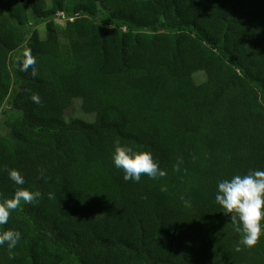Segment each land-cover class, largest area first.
I'll return each mask as SVG.
<instances>
[{"label":"trees","instance_id":"trees-1","mask_svg":"<svg viewBox=\"0 0 264 264\" xmlns=\"http://www.w3.org/2000/svg\"><path fill=\"white\" fill-rule=\"evenodd\" d=\"M76 99L93 121L67 120ZM0 114V203L34 195L0 264H264L215 202L264 171V0H0ZM117 146L166 175L125 181Z\"/></svg>","mask_w":264,"mask_h":264},{"label":"clouds","instance_id":"clouds-1","mask_svg":"<svg viewBox=\"0 0 264 264\" xmlns=\"http://www.w3.org/2000/svg\"><path fill=\"white\" fill-rule=\"evenodd\" d=\"M35 63V59L25 53L20 70L27 71ZM35 74L33 71V75ZM33 100L36 103L40 102L36 96H33ZM111 159L113 166L122 170L125 181L139 183L142 175L153 180L166 175L154 161L152 154L147 151H135L127 146H117ZM8 178L16 184H23V178L16 170H10ZM161 190L166 191V188ZM33 199L32 193L21 190L16 192L12 199L0 203V225L7 223L10 212L16 210L21 201L30 203ZM215 202L223 210L222 213L229 218L234 231L240 234L239 244L244 249L254 247L264 236V171H250L245 175H234L231 179L219 181ZM184 203L188 204L187 201ZM20 239L19 232L6 231L0 234V246L7 244L9 248H15ZM241 250V247L236 249L238 252Z\"/></svg>","mask_w":264,"mask_h":264},{"label":"rangeland","instance_id":"rangeland-1","mask_svg":"<svg viewBox=\"0 0 264 264\" xmlns=\"http://www.w3.org/2000/svg\"><path fill=\"white\" fill-rule=\"evenodd\" d=\"M106 16V13H103V17ZM61 23H65L66 20H60ZM99 21H101V18L99 19ZM33 30H37L40 32V34L43 36L44 35V31H45V23L43 22H32L29 27H28V31L30 33H32ZM65 61L67 63L68 66H72L73 65V59L70 55L65 56ZM194 78L196 80L197 83H202L206 80V75L204 72H197L194 74ZM7 108V106H6ZM3 115L0 114V132L5 133V130L2 128L1 126V121H2ZM75 118H82V119H86L88 121H93L94 120V115L92 114H86L85 112L82 111L81 109V103L80 100L76 99L75 104L73 105V107L70 109V111H68L67 113V120L70 121L72 119Z\"/></svg>","mask_w":264,"mask_h":264},{"label":"built area","instance_id":"built-area-1","mask_svg":"<svg viewBox=\"0 0 264 264\" xmlns=\"http://www.w3.org/2000/svg\"><path fill=\"white\" fill-rule=\"evenodd\" d=\"M57 19L60 21V20H66V21H68V20H73V17H68L67 15H66V13H64V12H59L58 14H57Z\"/></svg>","mask_w":264,"mask_h":264}]
</instances>
